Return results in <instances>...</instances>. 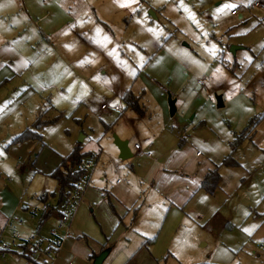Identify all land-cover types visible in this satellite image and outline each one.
<instances>
[{"label":"rangeland","instance_id":"1","mask_svg":"<svg viewBox=\"0 0 264 264\" xmlns=\"http://www.w3.org/2000/svg\"><path fill=\"white\" fill-rule=\"evenodd\" d=\"M142 1L143 7L150 8L146 14H141V18L128 19L131 29L125 31L123 27L122 31L116 29L114 33L97 29L96 34L92 30L90 37L94 41L104 47L115 41L122 49L111 51L122 64L119 71L114 70L102 79L95 74L96 68L104 64L110 67V64L96 52L90 51L91 57L87 61L97 58V64L87 75L80 71L78 63L67 61L64 56L66 43L71 47L74 37L67 41L62 31L55 32L51 45L43 34L35 42L34 26L29 27V33L19 30V35L6 31L7 39L32 42L29 43L31 48L26 45L21 48L30 60L33 55H38L33 47L55 53L51 55L49 68L54 81L61 82L58 88L65 86L66 92L58 95L53 89L42 91L51 75L41 73L44 69L38 70V66L24 78L18 77L23 82L35 77L39 82L35 87L41 90L40 95L33 98L36 101L31 100L18 114L0 125V199L5 187L22 193L19 212L11 217L18 223L20 217L30 221L31 210L27 212L24 208L35 203L41 206V194L57 192L52 179L51 187H45V175L33 166L57 168L61 159L79 144L83 152L105 155L103 160L106 158L108 167L111 166L108 168L111 175L118 173V179L123 180L120 173L133 171L126 164H132L134 171L141 173L147 170L149 162L169 157L171 152L182 151L187 145L189 163L199 152L204 154L203 158H217L215 160L220 164L231 153L236 135L251 128L256 137L239 143L233 153L239 165L221 167V179L214 193H198L183 210V221L170 215L165 236L160 239L157 236L150 248L159 250L161 264H264V140L257 144L264 132V0ZM218 1H222L219 6ZM254 1H259L261 7H255ZM225 4L251 6V13L241 20L248 12L240 7V15L234 18L232 9L223 7ZM150 11H155L156 17L149 16ZM13 22L17 21L13 19ZM140 23L145 33L139 32ZM3 27L4 23L0 21V29ZM127 57L131 58L134 67L124 64ZM245 57H251V62ZM64 58L71 66L68 78ZM123 67L129 77L122 75ZM140 72L141 77L135 81ZM6 73L3 78L8 76ZM8 80L0 87V114L26 91L25 83L19 85V80L11 81L10 77ZM119 81L122 84L118 85ZM130 84L131 90L143 97L147 113L141 120L144 127L131 110H114L115 105L124 107L118 91L124 88L122 85ZM169 96L177 101L174 116L170 115ZM216 96H222L224 107H217ZM48 105L54 109H47ZM41 111H46V120L55 121L41 131L43 143H29L31 150L19 156L20 159L5 160L7 149L14 146L7 136H16L19 123L31 122L33 117L35 120L37 112ZM252 120L256 121L254 125L250 123ZM107 126L115 130L113 133L117 137L125 136L133 148L137 143L144 149L148 145L146 138H154L153 145L146 146L151 157L137 155L136 149L135 156L125 162L119 156L113 159L104 154ZM194 149L195 153H192ZM200 163L196 161L194 166L199 167ZM4 169L9 173H4ZM24 198H29L28 205ZM51 202L55 204V198ZM40 218L41 214L33 219L39 222ZM34 223L36 228L38 224ZM22 225H17L18 234ZM10 232L8 229L2 232L0 228V249L11 245ZM16 249L11 246V250ZM10 255L12 253L2 258L0 254V264H10Z\"/></svg>","mask_w":264,"mask_h":264},{"label":"crops","instance_id":"2","mask_svg":"<svg viewBox=\"0 0 264 264\" xmlns=\"http://www.w3.org/2000/svg\"><path fill=\"white\" fill-rule=\"evenodd\" d=\"M30 2L37 6H31L32 4ZM127 2L128 0H0V21H2L5 26L0 29V37L2 38V43L0 44V87L4 82L9 81L8 77H10L11 81L19 80V85L25 83L26 86L25 94H23L13 106L5 109L0 114V125L18 114V112L24 106L28 105L31 100L36 101L33 98L40 95L39 91L41 89L35 87L36 83L39 85L35 77L27 80L24 79V82L18 77L24 78V76L28 75L29 71H33L36 66H38V70L43 68L44 71L42 70L41 73L49 77L51 75V68L49 67H51L52 64L51 55L55 54L51 53L49 49L39 50L33 47V51H36L38 55H33V58L30 60L27 55H24L21 49L24 48L25 45L31 48L32 46H29L30 41H17V38L7 39L6 37L8 34L6 31H8L9 34L10 32H14V35H19V30L26 31V33L28 31L29 33V27L31 28L34 26L37 32L35 42L40 38V34H43L48 44L54 43L52 41L55 32L62 31L67 41H69V37H74V44L71 47L66 43L67 49L64 56L68 59V62L71 60V63L72 61L78 63L77 65L84 75H87L88 70L90 71L91 67L94 69L97 64V58L89 62L87 61L91 57L90 51L96 52L100 57L106 59L110 67L104 64L100 68L97 67L95 71V74H98L102 79L114 70L119 71L122 64L120 61H117L116 54L111 51L116 50L119 52V50L122 49H120V43L118 44L115 41H113L111 45L104 47L101 43L94 41L90 35L93 34V31L97 32V29L105 33H114V30L118 29L122 31L124 27L125 31H127L131 29L132 25L128 23V19L133 21L136 18L135 16L141 18V14H146L147 10L150 8L149 6L143 7L142 0H136V2L132 3L129 7L120 6ZM255 2L260 3L259 1H254V4ZM221 3L222 1H218L217 6L221 5ZM240 7L245 8L246 12H248V15L245 14L242 17L241 20H243L249 16L252 8L251 6L244 7L238 5L236 8L232 9V17L235 18L240 15ZM259 7H261V3ZM234 10H237V14L235 15L232 13ZM13 19L17 22H13ZM139 25L142 24H138L139 32L145 33L146 30L143 26L141 27ZM146 35L149 34L146 32ZM136 46L138 47V45ZM53 48L54 47L50 50H53ZM43 62L45 63L44 65L42 64ZM65 62L66 60L64 58V65ZM68 62H66V70L69 73L67 78L71 74V66ZM124 64L134 67L129 57H127ZM45 65L47 67H45ZM121 69L124 71L126 68L123 67ZM5 72H8L6 73L8 76L3 78L2 75ZM35 74L37 76V73ZM122 75H127L126 70ZM126 77H129V75ZM140 77L141 72L138 74L135 81ZM47 80L48 82L45 86L41 85L43 87L42 91L53 89L55 92L58 91V95H63L64 92H66L65 86L58 88V83L61 82L54 81L53 75ZM120 83L122 84V82L119 81L118 85ZM118 85L116 87H118ZM122 86L124 88L118 91V95L123 99L127 93H133L134 96L139 98L141 109L137 112L128 109L126 104H124L123 108H120L118 105L114 107H119L120 112L131 110L136 116L137 122L143 125L141 120H144L147 114L145 105L142 101L143 97L139 94H135L133 90H131V84ZM47 109L54 108L52 105H48ZM43 112L46 111L37 112L35 120L32 116L31 122H26L24 124L19 123L16 128L18 131L16 136L32 127L36 123L38 116ZM201 123L206 124L205 121ZM164 128H166L165 123ZM162 130L164 129L161 128V131ZM113 131L115 132V130L111 129V126L106 127V136L108 135V137L107 144L103 147V152L111 156V158L117 159L120 153L113 143ZM16 136L8 135L7 140L13 143ZM253 137H256L254 131L251 132L248 139L253 140ZM120 139L128 142L133 155L132 158L135 156V149L139 151L137 155L144 156L146 154V156L151 157V153H149L146 146H152L154 138H146L148 145H146L144 149L137 143L133 148L130 145V141H128L125 136L120 135ZM263 140L264 132L257 139V144L261 143ZM2 143H5V140H2ZM29 143L38 142L29 141L16 145L13 144L14 146L7 149L4 159L7 160V158H11V160L14 161L18 159L17 157L26 154L27 150L29 151L32 148L31 145H27ZM137 145L140 147L137 148ZM188 148L189 146L187 145V148L182 151L176 150L171 152L169 157L149 162L147 170L141 173L135 172L132 164H126V166H129L134 172L124 171L120 173L123 180L118 179V173L111 175L108 169L111 168V166L108 167L109 164H107L106 158L103 160L105 155L99 156L92 152H84L96 157V167L91 177V184L87 188L85 196L79 204L77 212L70 223V236L64 241L62 249L55 257L42 255L35 261L29 259L23 245L30 236L37 235L41 242L45 243L52 240V230H57L59 233L63 234H65V231L64 229H59L60 215L56 212L51 213L49 218L43 223L33 219L35 217L31 218L28 222L20 217L19 223L23 224L19 228L21 240L15 245L11 243V246L17 247L18 249L15 251L11 250L10 253H12V255L9 256L11 263H9L93 264L95 258L99 254L108 251V256L103 264H161L162 258L159 257V250L157 248L151 250V244L156 240L157 236L159 239L165 236L163 233L166 223L170 222L168 221L170 215L173 217L178 216L179 221H183L185 218L182 213L183 210L191 204L198 193L202 191L206 192L201 189V183L206 175L210 171L215 170L216 166L219 165L217 164L218 160H215L217 158H212L211 156H209V158H203L204 154H199V152L194 154V157L191 158L189 163L186 156ZM194 151L195 149L191 150L192 153H195ZM128 160L122 161L125 162ZM196 161H201L199 167L194 166ZM238 165L239 163L237 162L236 166ZM34 167L37 172L45 175V187H51L52 181L49 175L56 168L45 167L40 169L36 168L37 166H33V168ZM124 170H126V168ZM3 172L9 173L7 169H4ZM55 185L57 187L56 183ZM206 193L209 194L208 192ZM21 195L22 193L16 192L13 189L8 190L5 187L3 197L0 199V228H2V232L7 230L8 219L19 212L20 204L23 200ZM44 195L45 193L41 194L39 201ZM51 199L53 200L54 198ZM51 199L48 204L55 205L56 202L52 204ZM24 201L28 205L29 198H24ZM35 204L39 205L37 203ZM31 208L32 206L30 208L25 207L24 210L28 212V209L30 211ZM39 214L42 216L43 213ZM12 219L17 229L19 223L17 219ZM34 222L38 224L36 228L34 227ZM148 240L154 241L150 244H146ZM0 254L2 256L1 249ZM171 254L174 253L171 252ZM6 255L2 258H5Z\"/></svg>","mask_w":264,"mask_h":264},{"label":"trees","instance_id":"3","mask_svg":"<svg viewBox=\"0 0 264 264\" xmlns=\"http://www.w3.org/2000/svg\"><path fill=\"white\" fill-rule=\"evenodd\" d=\"M123 100L128 109H132L137 112L140 111L141 106L139 104V98L134 96L133 93L131 92L127 93L124 96ZM45 117H46V112L41 113L38 116L36 123L32 127L24 130L18 136H16L12 144L16 145L18 143L29 142V141L38 142L42 144L43 136L41 131L48 124H52L55 122L48 119L46 120ZM255 122H256L255 120L250 121L252 125H254ZM250 130L251 128L247 129L238 136L236 135L235 144H231V153L227 157H225L219 165L216 166L215 170L210 171L206 175V177L201 183V189L211 194L214 193L220 181L219 169L223 166L237 165V162L233 157V153L236 152L238 146L240 145L239 143H242L244 140L249 138L252 132ZM89 156H91V154L84 153L83 147L79 144L71 154L62 158L60 165L49 175V178L55 181V183L57 184V192H52V193L46 192L44 197L40 198L42 204H47L51 208L49 212H45L42 214L40 218V223L46 221L51 215V213L56 212L59 215L64 214V212L67 209V204L70 199L74 185L80 176V172L77 171V166L82 159H85ZM51 198L56 199L55 205L48 204ZM153 241L154 240H148L146 244H150ZM23 246L26 251V247H27L26 242Z\"/></svg>","mask_w":264,"mask_h":264},{"label":"built area","instance_id":"4","mask_svg":"<svg viewBox=\"0 0 264 264\" xmlns=\"http://www.w3.org/2000/svg\"><path fill=\"white\" fill-rule=\"evenodd\" d=\"M254 6L259 7L260 3L255 2ZM233 15L237 14V10H234ZM105 109L106 106H103ZM115 111H119V107H114ZM137 148L140 146L137 145ZM200 154V153H199ZM198 154V155H199ZM97 159L91 155L85 159H82L77 166V171L80 172V176L74 185L70 199L67 204V209L64 214L60 215L59 229H64L65 234L61 235L57 230L51 231L52 240L48 242H41L37 235H32L26 240V254L32 261L39 259L42 255H50L55 257L57 253L62 249L64 241L70 236V223L72 222L79 204L83 200L87 188L91 184V177L96 167ZM50 206L42 204L41 206L34 205L31 208V217H36L39 213L49 212ZM7 229L11 231L12 244L15 245L21 240V236L18 234L16 226L12 218L8 219ZM11 244V245H12ZM11 245H5L1 249L2 257L11 252Z\"/></svg>","mask_w":264,"mask_h":264},{"label":"water","instance_id":"5","mask_svg":"<svg viewBox=\"0 0 264 264\" xmlns=\"http://www.w3.org/2000/svg\"><path fill=\"white\" fill-rule=\"evenodd\" d=\"M150 15H152V17H156V15L154 14V12H149ZM216 101H217V107L218 108H222L224 107V102H223V98L222 96H216ZM176 99H173L171 96H169V108H170V115L174 116L177 112L176 109ZM114 137V145L116 146V148L118 149L120 155V159L122 160H128L130 158H132V152L131 149L128 145L127 141H123L121 140L119 137H117L116 135L113 136ZM108 256V251H104L101 254H99L93 264H103V262L105 261L106 257Z\"/></svg>","mask_w":264,"mask_h":264},{"label":"snow or ice","instance_id":"6","mask_svg":"<svg viewBox=\"0 0 264 264\" xmlns=\"http://www.w3.org/2000/svg\"><path fill=\"white\" fill-rule=\"evenodd\" d=\"M135 2H136V0H128L127 3H123L120 6L121 7H129L132 3H135ZM223 7L225 9H233L236 7V5L235 4H225V5H223ZM217 10L219 11L220 9H217ZM186 11H187V9H186ZM245 59H247L249 62H251V57H245ZM217 71H219V70H217ZM236 87L238 88L239 85H236ZM0 155H2V153H0ZM245 215H247V213H245Z\"/></svg>","mask_w":264,"mask_h":264}]
</instances>
